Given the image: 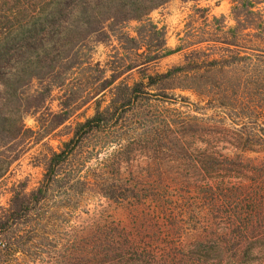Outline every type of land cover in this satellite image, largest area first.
Here are the masks:
<instances>
[{
  "label": "trees",
  "instance_id": "obj_1",
  "mask_svg": "<svg viewBox=\"0 0 264 264\" xmlns=\"http://www.w3.org/2000/svg\"><path fill=\"white\" fill-rule=\"evenodd\" d=\"M169 1L0 0V145L21 134L33 81L50 96L63 69L97 76L83 101H95L94 115L50 156L36 189L13 187L0 208V264H264V0H232L234 24L213 17L214 32L190 45L227 55L195 49L149 74L190 47L170 49L150 19ZM112 37L128 44L122 67L80 61L91 41ZM134 70L139 80L119 81ZM61 108L59 125L76 110ZM17 159L0 160V180ZM93 200L117 214L87 212L84 227L60 237L57 215Z\"/></svg>",
  "mask_w": 264,
  "mask_h": 264
},
{
  "label": "rangeland",
  "instance_id": "obj_2",
  "mask_svg": "<svg viewBox=\"0 0 264 264\" xmlns=\"http://www.w3.org/2000/svg\"><path fill=\"white\" fill-rule=\"evenodd\" d=\"M231 1L171 0L163 7L153 11L150 14V19L160 28L165 27L167 46L170 49H176L180 46L188 47L199 39H206L214 32L213 17L221 18L224 16L228 25L234 24L230 20ZM138 26L137 22H131L126 25L125 32L131 37H136ZM126 45L128 44L120 37H112L105 43L91 41L82 50L79 59L83 61L85 58H90L94 64L99 63L102 68L106 66L111 69L122 67L128 62ZM210 46L207 43L190 46L182 52L150 65L148 73H166L173 67L184 64L186 53L195 49H202L207 53L228 54L225 50L224 52L223 50L216 51L214 48H209ZM110 75L111 72H108L106 78H110ZM140 77L141 74L134 70L124 74L119 81L125 80L132 83V81L139 80ZM96 79V74L88 71L87 68L63 69V75L58 78L60 87H54L50 96L44 92L47 86L45 81H33L31 87L27 90L28 95L20 101L21 134L10 144L0 145V160L2 162L9 160L14 154L18 155V159L11 165L8 173L0 180V208L8 206L11 197L10 192L13 187L23 188L26 193L36 189L41 183L50 156L59 151L62 145L72 137L79 123L94 115L95 101L86 104L83 101L87 96V91ZM171 94L187 97L192 104L195 106L199 104L201 108L208 104V102H204L188 92L175 91ZM43 97L45 100H43ZM39 100L42 101L43 106L40 105L41 108L35 110V107L39 105ZM108 100L109 94L104 100L103 107L108 105ZM66 103L75 105L76 110L70 119L59 125L64 115L61 105ZM166 106L172 109L176 107ZM1 135L5 137L3 134ZM115 209V206L111 207L104 200L101 202L90 201L86 207L68 212L69 215H57L55 222L58 227L55 231L59 233L60 237H64L73 229L84 227V224L89 221V216L96 213V211L105 210L111 215L118 212ZM87 212H90L89 216L86 214ZM118 216L122 218L120 214ZM31 236L32 234H28L27 238L30 239ZM33 250L31 248L32 253ZM41 251L45 250L42 249ZM31 261L32 259L24 264H33Z\"/></svg>",
  "mask_w": 264,
  "mask_h": 264
}]
</instances>
